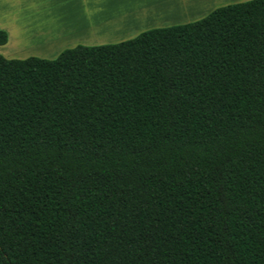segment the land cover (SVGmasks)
<instances>
[{
	"label": "trees",
	"instance_id": "16d2710c",
	"mask_svg": "<svg viewBox=\"0 0 264 264\" xmlns=\"http://www.w3.org/2000/svg\"><path fill=\"white\" fill-rule=\"evenodd\" d=\"M0 264H264V0L0 54Z\"/></svg>",
	"mask_w": 264,
	"mask_h": 264
},
{
	"label": "crops",
	"instance_id": "0c3cea01",
	"mask_svg": "<svg viewBox=\"0 0 264 264\" xmlns=\"http://www.w3.org/2000/svg\"><path fill=\"white\" fill-rule=\"evenodd\" d=\"M236 2L241 0H172L158 7L156 0H0V29L7 33L0 54L51 59L69 48L60 46L116 43Z\"/></svg>",
	"mask_w": 264,
	"mask_h": 264
},
{
	"label": "rangeland",
	"instance_id": "374dc122",
	"mask_svg": "<svg viewBox=\"0 0 264 264\" xmlns=\"http://www.w3.org/2000/svg\"><path fill=\"white\" fill-rule=\"evenodd\" d=\"M183 1L185 2V0H177V2H183ZM241 1H244V0H241ZM156 2H157V3H155V5L158 6V7H159V6L161 7V6H165V5L168 4L169 2H172V0H156ZM174 2H175V1H174ZM174 25H175V24H174ZM96 41H98V40H96ZM99 41H100V40H99ZM96 44H99V43L96 42ZM96 44H90V45H96ZM10 46H11V45H10ZM10 46H9V47H10ZM2 47H3V46L0 45V53H1L2 49H3ZM60 47H70V46H60ZM47 57H49V55H48ZM53 57H55V56H52V58H53ZM52 58H51V59H52ZM46 59H47V58H46Z\"/></svg>",
	"mask_w": 264,
	"mask_h": 264
}]
</instances>
